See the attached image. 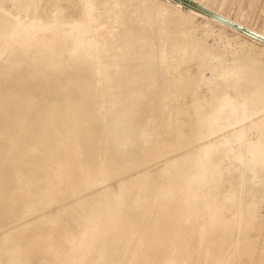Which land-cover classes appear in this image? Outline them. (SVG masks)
Here are the masks:
<instances>
[{
  "label": "rangeland",
  "instance_id": "obj_1",
  "mask_svg": "<svg viewBox=\"0 0 264 264\" xmlns=\"http://www.w3.org/2000/svg\"><path fill=\"white\" fill-rule=\"evenodd\" d=\"M87 1L0 0V164L4 167L6 180L9 179L14 188L0 196V209L3 208L2 213L0 210V239L20 229L30 246L35 248L26 257L30 264H73L85 255L88 264L92 258L93 264H107L106 258L102 257L108 253L99 257L105 246L102 249L99 245V254L96 252L92 258L88 253L91 249L81 255L68 232L50 222L49 213L61 208L71 214L73 224L80 227L84 238L100 224H103L97 231L100 235L114 234L119 229L122 244L119 253L125 251L127 255L117 254L116 250L118 252L120 248L116 249V246V250L110 251L115 252V257L109 252L108 263H111V256L112 259L118 257L116 261L127 258L128 254L130 257L155 218L166 224L165 215L157 216L160 207L167 203L168 212H172L184 195V190L178 191L174 200L163 203L161 195L168 179L162 171L170 162H182L191 154L199 158V164L187 167L189 176L191 171L210 169V178L201 185L203 190L210 185L208 191L205 189L209 205L228 207L226 203L230 200L232 209L223 208V222H236L237 226L241 218L237 221L235 210L240 208L242 199L255 193L259 201L258 213L264 216V173L261 178L252 179V175L244 171L248 155L241 153L245 152L246 146H252L260 155L257 163L264 161V145L260 143V132L255 130L256 126L264 125V86L259 92L261 97L257 106L252 103L249 90L239 93L237 89V85L249 89L254 72L264 64V50L254 42L257 40L200 14L198 10L180 6L174 0H146L147 3L145 0ZM188 1L218 14L248 33L253 34L241 21L257 28L258 0ZM83 2L89 5L86 7ZM85 18L94 20L89 19V23ZM95 19L99 21L98 26ZM88 26L94 27L90 30ZM82 31L86 34L82 35ZM94 31L101 36L98 38ZM68 36L72 37L71 41ZM76 37L82 38L83 43L77 49L72 46ZM183 45L188 47L186 51L180 48ZM97 57L100 63L96 61ZM139 76L145 79L142 84L146 83L143 85H147L146 89L139 88V83L136 85L135 81L141 80L137 79ZM224 110L230 113L229 119L224 120V127L196 140L191 127L193 118L200 113L212 115ZM146 122L148 126L143 125L146 126L143 129L142 124ZM139 129L145 131L146 136L138 144L135 142L139 138L135 140L134 132L136 137L144 136L138 133L141 132ZM122 132L125 136H121ZM132 133L134 136L130 135ZM118 137L122 140L119 138L118 141ZM230 138L232 140L228 141ZM236 154H241L237 161L234 159ZM134 156L136 166L124 172L127 168L123 166L124 162L130 159L129 165ZM115 158L118 160L113 167ZM234 164L241 170L242 181V194L239 188L242 199L236 194L237 200L236 196L228 194L234 182L235 175L231 171ZM110 166L114 168L112 172ZM85 169L94 173L88 171L86 174ZM247 180L251 185L245 189ZM122 189L125 195H122ZM7 205L12 206L13 211L10 212ZM140 214L145 215L144 220ZM121 218L126 220L119 226ZM262 224L264 233V221ZM184 227L187 225L182 229ZM192 242L190 236L176 238L178 253ZM148 246L150 260L147 264H158L166 257L164 248L161 250L154 243ZM1 253L0 264H8L7 255ZM86 258L82 257L80 261L83 263ZM40 259L42 263H39ZM230 259L232 264H245L244 258L236 254ZM206 260L205 256L204 262Z\"/></svg>",
  "mask_w": 264,
  "mask_h": 264
},
{
  "label": "bare ground",
  "instance_id": "obj_2",
  "mask_svg": "<svg viewBox=\"0 0 264 264\" xmlns=\"http://www.w3.org/2000/svg\"><path fill=\"white\" fill-rule=\"evenodd\" d=\"M87 1V0H86ZM146 1V0H145ZM149 1V0H147ZM147 1L145 3H147ZM159 1V0H158ZM259 1V17L257 18V28L256 30L253 29L251 26H249L248 24L246 25V22L245 21H241V24L243 26H246L251 32H253V34L257 35L258 37L260 38H263L264 39V0H258ZM88 2V1H87ZM90 2V1H89ZM138 2V1H137ZM152 2V1H151ZM157 2V1H156ZM169 2V1H168ZM144 3V5H145ZM150 3V2H149ZM153 3V2H152ZM84 4V2H83ZM86 4V3H85ZM84 4V5H85ZM83 7H87L89 5H85ZM142 5V3H141ZM131 6V5H130ZM147 6V5H146ZM181 6V5H180ZM85 7V8H86ZM91 7V6H90ZM161 7V6H160ZM84 8V11H86ZM121 8V7H120ZM130 8V7H129ZM148 8V7H147ZM181 8V7H180ZM146 9V8H145ZM89 11V10H88ZM107 11V7H106V10ZM144 11V10H143ZM149 11V10H148ZM181 11V10H180ZM145 13V12H144ZM85 14V13H84ZM88 14V13H87ZM146 14V13H145ZM4 15V14H3ZM92 14H89V16H91ZM97 15V14H96ZM102 15V14H101ZM88 16V15H85V17ZM142 16V15H141ZM7 17V16H6ZM96 17V16H95ZM97 18V17H96ZM100 18V17H99ZM142 18V17H141ZM84 19V18H83ZM86 19V18H85ZM91 19V18H89ZM89 19L87 18L86 21L89 22ZM94 20V18H92ZM91 19V20H92ZM98 19V18H97ZM101 19V18H100ZM143 19V18H142ZM79 20V19H78ZM77 20V21H78ZM103 20V19H102ZM121 20V19H120ZM82 21V19L80 20ZM119 21V20H118ZM79 22V21H78ZM83 22V21H82ZM86 22V24H87ZM94 22V21H93ZM91 22V25L92 23ZM99 21L96 22V19H95V25L98 24ZM90 23V22H89ZM97 23V24H96ZM101 23V22H100ZM105 23V22H104ZM108 23V22H107ZM115 23V22H114ZM34 24V22H33ZM94 24V23H93ZM113 24V23H112ZM144 24V23H143ZM28 25V24H27ZM72 25V23H71ZM74 25V23H73ZM88 25V24H87ZM90 25V26H91ZM100 25V24H99ZM104 26V24H102ZM34 26V25H33ZM84 26V25H83ZM98 26V25H97ZM114 26V24H113ZM112 26V28H113ZM32 27V26H31ZM39 27V26H38ZM36 27V29L38 28ZM77 28L80 26H76ZM89 27V26H88ZM94 26H92L93 28ZM102 27V26H101ZM41 28L40 27V31H41ZM82 28V27H81ZM80 28V29H81ZM91 28V29H92ZM107 28V27H106ZM75 29V28H74ZM83 29V28H82ZM81 29V30H82ZM90 29V27L88 28ZM90 29V30H91ZM95 29V28H94ZM110 29V27H109ZM134 29V28H133ZM24 30V29H23ZM103 30V29H102ZM101 30V31H102ZM39 31V32H40ZM50 31V30H49ZM69 31V30H68ZM72 31V30H71ZM80 31V30H79ZM100 31V30H99ZM105 31V30H104ZM137 31V30H136ZM76 32V31H74ZM86 32H89V31H86ZM110 32V30H109ZM140 32V31H139ZM143 32V31H142ZM146 32V31H145ZM65 33V32H64ZM71 33V32H70ZM82 33V35H85L83 34L84 31L80 32ZM94 33H96L94 31ZM94 33H91V34H94ZM99 33V32H98ZM106 33L108 34V32L106 31ZM57 34V33H56ZM88 34V33H87ZM131 34V33H130ZM75 35V34H74ZM78 35H81L78 33ZM95 35V34H94ZM93 35V37H95ZM98 34L96 33V36ZM63 36V35H62ZM65 36V35H64ZM63 36V37H64ZM101 35H98L97 37L99 38ZM110 36V35H109ZM135 36V35H134ZM71 37V36H70ZM75 37V36H74ZM81 37V36H80ZM89 37V36H88ZM92 37V39H93ZM132 37V36H130ZM67 38V37H66ZM69 38V36H68ZM96 38V37H95ZM137 38V37H136ZM70 39V38H69ZM85 39V38H84ZM102 39V38H101ZM72 40V37L70 39V41ZM95 39H93L94 41ZM100 40V39H98ZM170 40V39H169ZM82 41V38H78L76 37L75 41H73L72 43V46H75V49L79 48L80 45L81 47L83 46V43L81 42ZM84 41V40H83ZM172 41V40H171ZM254 41V40H253ZM67 42V40H66ZM95 42V41H94ZM100 42V41H99ZM102 42V41H101ZM256 43H259L258 45L261 46L260 48H262V50H264V44L263 43H260V42H257V41H254ZM93 43V42H92ZM96 43H97V40H96ZM38 44V43H37ZM74 44V45H73ZM91 44V43H90ZM139 44V43H138ZM142 44V43H141ZM261 44V45H260ZM69 45V44H68ZM93 45V44H92ZM97 45V44H96ZM177 45V44H176ZM85 46V45H84ZM101 46V45H100ZM174 46V44L172 45ZM89 47V46H88ZM99 47V46H98ZM136 47V45H135ZM177 47V46H175ZM39 48V47H38ZM90 48V47H89ZM96 48V47H95ZM112 48V47H111ZM110 48V49H111ZM183 51H186V49L188 48L186 45H183L182 47H180ZM74 49V48H73ZM98 49V48H97ZM69 50V49H68ZM91 50V49H90ZM178 50V49H177ZM67 50H65L66 52ZM107 51V50H106ZM175 51V50H174ZM195 52V51H194ZM43 53V52H42ZM72 53V52H71ZM93 53V52H92ZM108 53V52H107ZM140 53V52H139ZM138 53V54H139ZM142 53V52H141ZM192 52H190L191 54ZM78 54V53H77ZM97 54V53H96ZM106 54V53H105ZM137 54V53H136ZM193 54V53H192ZM107 55V54H106ZM140 55V54H139ZM48 56V55H47ZM71 56V55H70ZM69 56V57H70ZM68 57V58H69ZM73 57V55H72ZM134 57V56H133ZM133 57L131 59H133ZM98 58V57H97ZM71 59V58H70ZM44 60V59H43ZM47 60V59H46ZM78 60V59H77ZM100 61V59L98 58L96 61ZM118 60V58H117ZM45 61V60H44ZM98 61V62H99ZM42 63V62H41ZM48 63V62H47ZM97 63V62H96ZM100 63V62H99ZM159 63V62H158ZM199 63V62H198ZM40 64V63H39ZM122 64V63H121ZM120 64V65H121ZM139 64V63H138ZM140 65V64H139ZM214 65V64H213ZM123 66V65H122ZM40 67V66H39ZM121 67V66H120ZM194 67V66H193ZM192 68V67H191ZM46 69V68H45ZM100 70V69H99ZM98 70V71H99ZM107 70V69H106ZM101 71V70H100ZM102 72V71H101ZM116 72V71H115ZM144 72V71H143ZM46 73V72H45ZM99 73V72H98ZM118 73V71H117ZM145 74V73H144ZM148 74V73H147ZM254 78L252 79V82H251V85H250V88H244L242 87V85H237V89L239 91V93H246L248 92V90L250 91V94L252 96V103L255 104V106L259 105V99H260V95H259V92L261 90V87L262 85L264 86V64L258 66V69H256V71L254 72ZM115 75V74H114ZM140 75V74H139ZM193 75V74H192ZM101 76V75H100ZM143 76V75H141ZM141 76L137 77L140 78L141 80H139L140 82L135 81L136 82V85H138L137 83H139V88H142L143 85H145L144 83L142 84L143 80H145L143 77L141 78ZM195 76V74H194ZM99 77V76H98ZM135 77V76H134ZM145 77V76H144ZM192 77V76H191ZM53 78V77H52ZM197 78V77H196ZM195 78V80H196ZM68 79V78H67ZM101 79V77H100ZM121 79V78H120ZM148 79V78H147ZM180 79V78H178ZM69 80V79H68ZM134 80V79H133ZM132 80V81H133ZM186 80V79H185ZM191 80V79H190ZM79 81V80H78ZM181 81V79H180ZM183 81V80H182ZM194 81V80H193ZM197 81V80H196ZM195 81V82H196ZM44 82V81H43ZM63 82V81H62ZM98 82V81H97ZM102 82V81H101ZM127 82V81H126ZM134 82V81H133ZM147 82V81H145ZM237 83H238V80H237ZM99 84V83H98ZM179 84V82H178ZM199 83L195 84V85H198ZM97 85V84H96ZM142 85V86H141ZM99 86V85H98ZM110 86V85H109ZM125 86V85H124ZM147 86V85H146ZM144 86L142 88L143 89H146ZM130 87V86H129ZM43 88V87H42ZM62 88V87H61ZM53 89V88H52ZM57 89V88H56ZM55 89V90H56ZM78 89V88H77ZM185 89V87H184ZM183 89V90H184ZM194 89V88H193ZM35 90V89H34ZM41 90V89H40ZM39 90V91H40ZM44 90V89H43ZM124 90V89H123ZM122 90V91H123ZM137 90V89H136ZM140 90V89H139ZM30 91V90H29ZM48 91V90H47ZM59 91V90H57ZM127 91V90H126ZM43 92V91H42ZM49 92V91H48ZM47 92V93H48ZM42 94V93H41ZM145 94V92H144ZM67 95V94H66ZM87 95V94H86ZM115 95V94H114ZM124 96V95H123ZM86 98V97H85ZM142 98V97H141ZM200 99V98H199ZM84 100V98H83ZM93 100V99H92ZM143 100V99H142ZM38 102V101H37ZM84 102V101H83ZM139 102V101H138ZM136 103V102H135ZM154 104V103H153ZM31 106V105H28V107ZM84 106V105H83ZM114 108V107H113ZM31 109V107L29 108ZM102 109V108H101ZM102 111V110H101ZM113 111V110H112ZM27 112V111H26ZM143 111H141L142 113ZM211 112V111H210ZM79 113V112H78ZM110 113V112H109ZM139 113V114H141ZM145 113V112H144ZM107 114V113H106ZM28 115V114H27ZM104 116V115H103ZM106 116V115H105ZM139 116V115H137ZM142 116V115H140ZM145 115H143V119L145 118L144 117ZM147 116V115H146ZM230 117V113H229V110H224V111H219V113H212V115L210 113H200V115L196 118H193L194 120L191 122V127H192V130L195 134L194 137H196V140H199L201 139V137L204 135H206V137H208L209 135H212L214 134L217 130H220L222 129L224 126H223V123H224V120L225 119H229ZM244 117V116H243ZM125 118V117H124ZM142 118V117H141ZM150 118V117H149ZM153 118V116H152ZM70 119V118H69ZM119 119H120V116H119ZM147 119V118H146ZM145 119V120H146ZM156 119V118H155ZM102 120H105L102 119ZM144 120V121H145ZM82 121V120H81ZM186 122V120H185ZM151 123V122H150ZM147 125L148 126V122L146 123H143V125ZM128 125V124H127ZM154 125V124H153ZM209 125V126H207ZM112 126V125H111ZM132 126V125H131ZM140 126V127H142ZM157 126V125H156ZM59 127V126H58ZM146 126H143V129L145 128ZM122 128V127H121ZM152 128V127H151ZM157 128V127H156ZM64 129V128H63ZM105 129V128H104ZM103 129V130H104ZM129 129V128H128ZM127 129V130H128ZM137 129V128H136ZM142 129V128H141ZM139 129V130H141ZM148 129V128H147ZM30 130V129H29ZM99 130V129H98ZM109 130V129H107ZM126 130V132H127ZM130 130H133V128ZM154 130V129H153ZM152 130V131H153ZM255 130L256 131H259L260 134V143L264 145V125L263 126H256L255 127ZM129 131V130H128ZM135 131V130H134ZM147 131V130H146ZM156 129L153 131L155 132ZM99 132V131H98ZM144 132V133H142ZM102 133V132H101ZM123 133V132H122ZM130 133V132H129ZM139 134L141 135H144L142 137H136L137 133L135 134L134 132V135L133 133L130 134V135H133L135 137V140L136 138H139L137 139V141L135 143H138L142 140H145V131H142L141 132H138ZM108 134V133H107ZM121 134V133H119ZM151 134V133H150ZM124 133L121 135L123 136ZM153 135V134H152ZM120 136V135H119ZM125 136V135H124ZM127 136V135H126ZM133 137V138H134ZM120 137H118L119 139ZM125 138V137H124ZM132 138V137H131ZM198 138V139H197ZM122 140V138H120ZM120 139L118 141H120ZM128 139V137H127ZM152 139H154L152 137ZM151 139V140H152ZM53 140V138H52ZM100 140V139H98ZM97 140V141H98ZM126 140V139H125ZM133 140V139H132ZM148 140V139H147ZM232 140V138H230L228 141ZM103 141V140H102ZM131 141V140H130ZM25 142V141H23ZM123 142V141H122ZM122 142L120 144H122ZM128 142V141H127ZM126 142V143H127ZM133 142V141H132ZM148 142V141H147ZM154 142V141H152ZM119 143V142H118ZM130 143V142H129ZM149 143V142H148ZM90 144V142H89ZM134 144V143H133ZM141 144V143H140ZM153 144V143H152ZM151 144V145H152ZM84 145V144H83ZM119 145V144H117ZM126 145V144H125ZM132 145V144H131ZM86 146V145H85ZM113 146V145H112ZM123 146V145H122ZM129 146V145H128ZM120 147V145H119ZM57 148V147H56ZM117 148V147H116ZM143 148H144V145H143ZM146 148V147H145ZM123 149V148H122ZM150 149V148H148ZM254 149L252 146H246L245 148V152L242 151L241 153L242 154H245V155H248V160H247V164H246V167L244 168V171L246 170L247 172H249L251 175H252V179H256V178H261L262 175L264 173V161L260 164L257 163L258 161V158H259V154L258 153H255L254 152ZM99 150V149H98ZM124 150V149H123ZM122 150V151H123ZM152 150V149H151ZM108 151V150H107ZM121 152L120 148L118 150V152ZM102 152V151H101ZM117 152V151H116ZM119 152V153H120ZM146 152V151H145ZM112 153V151H111ZM128 153V152H127ZM56 154V153H54ZM118 154V153H117ZM116 154V155H117ZM126 154V153H125ZM132 154V153H131ZM115 155V156H116ZM120 155V154H119ZM122 155V153H121ZM130 155V154H129ZM143 155V154H142ZM110 156V155H109ZM126 156V155H125ZM128 156V155H127ZM15 157V156H14ZM119 157V156H118ZM122 158L125 159L124 156H121ZM130 157V156H128ZM139 157V156H138ZM241 157V154H236L234 159L237 161V159H240ZM120 158V157H119ZM13 159V158H12ZM99 160V158H97ZM106 159V158H105ZM111 159V158H110ZM132 161L131 163L128 164V162H130V159H127L128 162H124L125 165L123 166H126L127 168L125 169L124 172H127L129 171L130 169L134 168L136 166V162H137V158L134 156V158L132 157L131 158ZM102 160V159H101ZM108 160V159H107ZM118 158L114 159L113 160V167L116 166V163L115 161L117 162ZM91 161V159L89 160ZM121 161V160H119ZM126 161V160H125ZM6 161H4V164H5ZM16 162V160H15ZM48 162V161H47ZM99 162V161H98ZM101 162V161H100ZM106 162V161H105ZM18 163V162H17ZM81 163H84L83 161ZM96 163V162H95ZM2 164V163H1ZM0 164V179H1V187H0V196H2L1 194L4 193V191H9V188H11V186H13V184L11 185V183L8 182V180H6V177L4 176V167H2V165ZM67 164V163H66ZM88 164H90V162H88ZM99 164V163H98ZM111 164V163H110ZM118 164V163H117ZM122 164V163H121ZM199 164V158L198 157H195L193 154L191 155H188L187 159L182 161V162H170V165L167 169H165L164 171H162L161 173L164 175L165 179H168L167 183L164 185L166 187H164V193L163 195H161V198L163 200V203L164 202H167V201H172L174 200V197L176 196V192L178 191H181V190H184V195H178L179 197H181L180 199H178V202L175 206V209L172 211V212H168V205L167 203L165 205H162L158 211V215L157 216H160V215H165V220H166V224H164V221H161L157 218H155V221L151 224V226L146 230V234L141 238V240L138 241V244L133 248L134 249V253H131L130 254V257H129V254H128V257L125 258V259H121L116 261L115 259H119L118 257L117 258H113L112 259V256H111V263L109 262L108 263V259L110 258V255L114 253V257H115V252H110L112 251L113 249L117 248L118 247L120 248V244H121V237H120V231L119 229L117 228L115 230V233L114 234H109V235H106V233L103 235H100L97 233L98 229H100L103 224H100V226H98L97 228H94V230L90 231L89 235L87 236V238H84L81 233L82 231L80 232V227L73 224L72 220H71V214L69 213H66L64 210H58L56 212H53V213H49V218L50 219V222H53L55 225H58V226H61L64 228V230H66V232H68V234L70 235V237L73 239L74 241V246L76 249H79L80 252H81V255L82 253L86 252L91 249L92 251L93 250V247L95 249L94 253H92V251L88 252L90 253V256L91 258L93 256H96L95 253L97 252V255L99 254L98 252V248H102L103 249V246H105V248H109L111 247L109 250H105L104 248V252H100V255L99 257H101V255L103 254V256L108 253L106 256L102 257V259L106 258V262L107 264H121L123 260H126L129 261V262H126V264H147V262H149L150 260V257L148 256L149 255V251H148V244L149 243H154L156 247H160L161 250H163L162 248H164L166 251H167V254H166V257L161 259L158 264H232L233 262L230 263L231 261V256H232V259L235 258V254L240 256V258H244V261H245V264H264V233L262 232L263 228L261 226H263V224L261 225V223H263L264 221V216L262 215H259V211H258V206H259V201L257 200V193H255L256 195L250 197V198H247L245 200H243L241 197H242V192H241V188H242V185H241V177H240V173H241V170L240 168H237L236 167V164H234V166L231 165V171L234 173L235 177H234V182H232V188L231 190H229V193L228 194H232V196H236V200L239 199L238 197H240L241 195V203H239V201L237 203H239L240 205V208L238 210H235V218L238 220V218H241L239 224L236 226V222H232V223H228L227 222H223L222 221V212H223V208H226V209H230L231 208V205H230V200L227 201V205H229L228 207H225V206H221V207H218V206H215V205H209L208 203V199L206 198L207 194H205V189L208 191L209 189L207 188H210L208 186H210L209 184H207V188H205L203 190V188L201 187V185H203V181L207 178H210L211 174H210V169L207 170H203V171H200V170H195V171H191L190 173V176L188 175L189 172L187 170V167L188 166H194L196 167L197 165ZM82 165V164H81ZM97 165V164H96ZM111 165V166H112ZM63 166V165H62ZM87 166V165H86ZM84 166L86 169L87 167ZM100 166V165H99ZM110 166V169H111V172H112V169H114L113 167L111 168ZM119 166V165H118ZM223 166V165H222ZM25 167V166H24ZM67 167V166H66ZM79 167V166H78ZM93 167V166H92ZM91 167V169H93ZM28 168V166H27ZM69 168V167H68ZM81 168V167H80ZM89 168V167H88ZM97 168V166H96ZM223 168V167H222ZM31 169V168H30ZM30 169L28 170V172L30 171ZM85 169V170H86ZM80 170V169H79ZM83 170V169H81ZM230 170V169H228ZM90 171V173H94L92 172L90 169L86 170V174L87 172ZM98 171V170H97ZM81 174L82 171H80ZM123 172V173H124ZM187 173V174H186ZM54 174V173H53ZM60 174V173H59ZM68 174V173H67ZM186 174V176H185ZM20 176V175H19ZM22 176V175H21ZM57 176V175H56ZM68 176V175H67ZM88 176V175H87ZM185 176V177H184ZM189 176V178H187ZM8 178V177H7ZM20 178V177H18ZM17 178V180H18ZM51 178V177H50ZM158 178V177H157ZM66 179V178H64ZM68 179V178H67ZM4 180V181H3ZM27 180V179H25ZM151 180V179H150ZM158 180V179H157ZM62 181V180H61ZM71 181V180H70ZM23 182V181H22ZM59 182V181H57ZM56 182V183H57ZM77 182V181H76ZM83 182V181H82ZM161 182V181H160ZM26 183V182H25ZM28 183V182H27ZM26 183V184H27ZM55 183V184H56ZM163 183V182H162ZM22 184V183H21ZM49 184V182H48ZM63 184V183H62ZM84 184V183H82ZM151 184V183H150ZM156 184V182H155ZM11 185V186H10ZM20 185V184H19ZM23 185V184H22ZM80 185V184H79ZM85 185V184H84ZM251 185V182H249L248 180L245 182V189H248V187ZM63 186V185H62ZM158 186V185H156ZM155 186V187H156ZM160 186V184H159ZM73 187V186H72ZM32 188V187H31ZM54 188V187H52ZM60 188V186H59ZM162 188V187H161ZM239 188H240V192L241 194H239ZM12 191L14 188H11ZM10 189V190H11ZM22 189V188H21ZM251 189V188H250ZM249 189V190H250ZM16 190V189H15ZM26 190V189H25ZM31 190V189H30ZM124 189H122L121 193L122 195H125V191H123ZM156 190V189H155ZM159 190V188H158ZM142 191V190H141ZM25 192V191H24ZM237 192V193H236ZM6 193V192H5ZM13 193V192H12ZM28 193V192H27ZM238 197H237V195ZM254 194V193H253ZM8 195V194H7ZM20 196V195H19ZM16 197V196H15ZM63 198V197H62ZM147 198V197H146ZM172 198V199H171ZM2 199V198H1ZM5 199V198H4ZM5 201V200H4ZM47 201V200H46ZM144 201V199H143ZM204 201H207V204L204 203ZM49 202V200H48ZM47 202V203H48ZM10 203V202H9ZM44 203V202H43ZM148 203V201L146 202ZM236 203V202H234ZM8 204V202H7ZM2 205V204H1ZM6 205V203H5ZM9 205V204H8ZM7 205V207H9ZM11 205V204H10ZM13 206V209H14V204H12ZM11 206V207H12ZM145 206V205H144ZM1 207V206H0ZM4 207V206H3ZM9 207L10 209V212L13 211L12 208ZM39 208V207H38ZM144 208V207H143ZM236 208V207H235ZM3 209V208H1ZM0 209V210H1ZM5 209V207H4ZM136 209V208H135ZM138 209V208H137ZM142 209V208H141ZM139 209V210H141ZM145 209V208H144ZM143 209V210H144ZM147 209V208H146ZM232 209V208H231ZM7 210V209H5ZM4 211V210H3ZM136 211V210H135ZM6 213V211H4ZM3 212V213H4ZM9 212V211H8ZM37 212V211H36ZM1 213H2V210H1ZM138 214V212H136ZM144 213V211H143ZM147 213V212H146ZM165 213H168V214H165ZM142 214V212H141ZM140 214V217L141 219L144 220V216L145 215H141ZM77 217V216H76ZM235 219V220H236ZM126 218H121V223H119V226L124 224ZM30 221V220H28ZM27 221V222H28ZM25 223V222H24ZM227 224V225H226ZM142 225V224H141ZM187 227H184L183 226H186ZM118 226V227H119ZM15 228V227H14ZM262 228V229H261ZM162 229V230H161ZM260 231L262 233H260ZM160 232V234H159ZM10 235H8V237L6 238V236L3 237V239H0V252L4 253L7 255L8 257V264H30L28 259L26 258L27 255L29 254L30 251H32L31 249H35L34 247L32 248L30 246V242L25 239L22 235V231L20 229H16V230H13L11 233H9ZM251 234V235H250ZM184 236H190L192 238V244H190L188 246V248L190 249H184L182 251V253H178V248L176 247V243H175V240L176 238H181V237H184ZM50 237V236H49ZM48 237V238H49ZM263 237V239H262ZM47 238V239H48ZM53 239H54V236H53ZM57 239L59 240V244L61 243L60 242V239L57 237ZM51 239H49L50 241ZM53 242V241H52ZM54 244V243H53ZM57 244V243H56ZM55 244V245H56ZM50 245V244H49ZM54 245V246H55ZM95 245V246H94ZM100 245V247H99ZM107 245V246H106ZM122 245V244H121ZM45 246V245H44ZM53 246V247H54ZM62 246V245H61ZM112 246H114L112 248ZM137 246L139 247V249L137 248ZM51 247V246H49ZM122 247V246H121ZM45 248V247H44ZM59 248V247H58ZM88 248V249H87ZM63 249V247H62ZM84 249H87V250H84ZM112 249V250H111ZM115 249V250H116ZM123 249V247H122ZM132 249V250H133ZM45 250V249H44ZM57 250V248H56ZM59 250V249H58ZM57 250V251H58ZM65 250H68V249H65ZM121 250L118 249V252L116 250V253L118 254L119 251ZM40 251V250H39ZM53 251V250H52ZM60 251V250H59ZM63 251V250H62ZM101 251V250H100ZM114 251V250H113ZM124 251V250H123ZM122 251V252H123ZM46 253V251H44ZM66 252V251H65ZM109 252L111 253L109 255ZM1 253V254H2ZM85 253V254H86ZM35 254L37 255V251H35ZM58 256L59 255H62V254H59L57 253ZM83 254V255H85ZM94 254V255H92ZM121 254V253H119ZM123 255H127V253L124 251V253H122ZM121 254L122 257H124L123 255ZM169 254V255H168ZM52 255V253H51ZM55 255V254H54ZM64 255V254H63ZM89 255V254H88ZM229 255V257H228ZM38 256V255H37ZM36 256V257H37ZM87 257V255H85ZM85 256H82L85 260ZM89 256V257H90ZM109 256V258L107 259V257ZM117 256V255H116ZM205 256L207 258L206 262L205 261ZM46 257V255H45ZM55 257V256H54ZM63 257V256H62ZM82 257L80 259H82ZM126 257V256H125ZM38 258V257H37ZM40 258V257H39ZM48 258V257H46ZM96 258V257H95ZM98 258V256H97ZM133 258V259H131ZM56 259V258H55ZM62 259L64 258H61V261ZM79 260H76L73 264H88L89 263V260L87 262V259L86 258V261L87 263L85 262H81ZM101 259V258H100ZM101 259V260H102ZM48 260V259H47ZM57 260V259H56ZM82 260V261H84ZM96 260V259H95ZM99 260V258L97 259ZM96 260V261H97ZM122 260V261H121ZM36 261V260H35ZM59 261V260H58ZM57 261V262H58ZM65 261V259L63 260ZM92 261H93V258H92ZM90 260V264H93ZM104 261V260H102ZM132 261V262H130ZM60 262V261H59ZM101 261L99 260V263ZM117 262V263H116ZM124 262V261H123ZM124 262V264H125ZM7 263V262H6ZM39 263H42L41 262V259L39 260ZM64 262H62L63 264ZM98 263V262H97ZM96 262L94 264H97ZM61 264V263H60ZM102 264V262H101ZM104 264V262H103Z\"/></svg>",
  "mask_w": 264,
  "mask_h": 264
},
{
  "label": "water",
  "instance_id": "obj_3",
  "mask_svg": "<svg viewBox=\"0 0 264 264\" xmlns=\"http://www.w3.org/2000/svg\"><path fill=\"white\" fill-rule=\"evenodd\" d=\"M175 2H177L180 5L186 6L188 8H193L194 10H198V12H200V14H204L205 16H207L210 19H213L219 23L224 24L225 26H228L234 30H237L239 32H243L244 34L253 37L255 40L261 42L264 44V39L260 38L252 33H248L247 31L242 30L241 28H238L237 26H234L236 24L232 23L231 21L219 16L218 14L211 12L203 7H200L199 5L196 4H192L190 3L188 0H174ZM233 24V25H232Z\"/></svg>",
  "mask_w": 264,
  "mask_h": 264
}]
</instances>
